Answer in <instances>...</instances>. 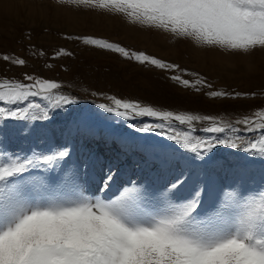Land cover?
Listing matches in <instances>:
<instances>
[{
    "label": "snow or ice",
    "instance_id": "snow-or-ice-1",
    "mask_svg": "<svg viewBox=\"0 0 264 264\" xmlns=\"http://www.w3.org/2000/svg\"><path fill=\"white\" fill-rule=\"evenodd\" d=\"M52 3L119 17L170 42L187 41L202 54L235 58L264 52V0ZM64 38L170 73L174 84L210 100L248 98L245 93L211 90L213 85L197 72L108 39ZM30 51L33 56L46 54L35 46ZM68 56L73 53L60 48L51 58ZM0 59L27 65L26 59L9 54ZM61 87L28 73L22 80L0 78V264H264V172L257 182L247 167H240L226 185L217 186L205 170L219 147L264 160V110L225 122L102 96L110 103L97 104L99 110L124 121L147 118L152 122L141 123L135 131L171 143L135 145L145 166H155V174L165 177L162 182L128 177L118 183L120 176L109 165L93 191L85 179L88 161L78 163L68 143L50 142L39 151L31 144L36 122H48L58 110L78 103L59 91ZM7 122L23 123L8 134L3 131ZM197 124L206 126L197 129ZM76 133L95 135L87 124L69 130ZM15 137L22 138L24 147L8 153ZM115 139L127 152L128 139Z\"/></svg>",
    "mask_w": 264,
    "mask_h": 264
},
{
    "label": "rangeland",
    "instance_id": "rangeland-1",
    "mask_svg": "<svg viewBox=\"0 0 264 264\" xmlns=\"http://www.w3.org/2000/svg\"><path fill=\"white\" fill-rule=\"evenodd\" d=\"M67 12L77 16L75 23L65 16ZM129 28L132 27L124 24L119 17L69 7L58 8L53 5L52 0H0V56L9 54L27 61L25 67H18L0 59V78L22 80L23 73L37 75L60 83L62 87L59 91L78 101L66 109L58 110L52 120L36 122L37 132L31 141L36 151L50 142L58 143L57 138L63 130L74 131L77 126L87 124L92 129H99L104 136L112 137L113 146L112 143L109 147L104 143V147L108 151H120L123 155L120 156L122 162L119 164L118 160L113 167V171H118L123 169L124 155L130 149L126 152L115 137H125L136 144L171 143L162 137L135 131V127L141 123L152 122L147 118L124 121L99 110L97 104L110 103L102 98L107 95L139 101L162 110L213 116L225 122H235L257 110H264V52L257 51L251 57H235L229 58V62H220L215 59L218 55L202 54L187 41L173 43L167 37H159L164 40L158 42L156 33L143 32V38L128 34ZM29 33L31 39H28ZM69 35L104 38L133 50L144 51L199 73L213 85L211 90L245 93L248 98L210 100L202 93L197 94L192 89L174 84L168 78L170 73L124 61L114 54L85 46L80 40L64 38ZM32 46L46 54L43 57L33 56L30 51ZM60 48L72 52L73 56L52 59ZM185 78L194 79L188 76ZM71 92L81 95L82 99L77 94L70 95ZM94 92L98 95L93 96ZM18 123L23 122H7L8 126L3 131L13 133ZM205 126L206 124L196 125L197 129ZM75 135L78 146H83L90 137L83 133ZM197 135L205 133L198 131ZM69 138L71 137L67 135L66 140L70 145ZM22 147V138L15 137L9 143L7 152L15 153ZM89 149L91 151V147ZM92 149L90 155L93 152L96 155L100 149L98 141L92 145ZM87 157L90 158L89 155ZM74 159L76 160V155ZM135 164L139 168L147 167L140 153H137ZM240 167H247L250 175L259 182L261 173L264 172V160L250 157L239 150L219 147L211 161L205 164L208 176L217 186L226 185L232 178L233 170ZM96 168L95 163L88 161V170L95 172ZM92 180L96 185L95 191L99 184H96L95 176Z\"/></svg>",
    "mask_w": 264,
    "mask_h": 264
},
{
    "label": "bare ground",
    "instance_id": "bare-ground-1",
    "mask_svg": "<svg viewBox=\"0 0 264 264\" xmlns=\"http://www.w3.org/2000/svg\"><path fill=\"white\" fill-rule=\"evenodd\" d=\"M69 20H72L73 21V23H75V18H77V16H75L73 13L72 14H70L69 12H67L66 13V15H65ZM125 24V23H124ZM125 28V27H124ZM127 33L128 34H131V35H134V36H142L143 38H144V34H143V31H141V30H139V29H137V28H129L128 29V31H127ZM157 35V38H158V42L159 41H163V40H161L159 37H166V36H164V35H162V34H156ZM146 39V38H145ZM166 39V38H165ZM215 59H217L218 61H227V62H229L228 60H229V58H225V57H223V56H215ZM248 62V61H247ZM218 63V62H217ZM216 63V64H217ZM214 64V63H213ZM224 64V63H223ZM222 67V66H221Z\"/></svg>",
    "mask_w": 264,
    "mask_h": 264
}]
</instances>
